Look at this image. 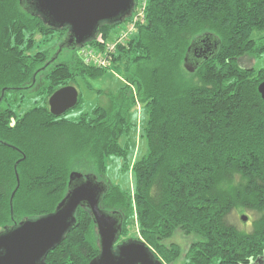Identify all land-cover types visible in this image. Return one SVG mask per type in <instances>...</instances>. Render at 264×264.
<instances>
[{"label":"trees","instance_id":"1","mask_svg":"<svg viewBox=\"0 0 264 264\" xmlns=\"http://www.w3.org/2000/svg\"><path fill=\"white\" fill-rule=\"evenodd\" d=\"M31 2L0 0V234L54 213L78 172L104 185L100 208L123 218L122 236L136 215L141 240L164 264H264V68L251 64L264 56V0H147L137 32L112 57L124 82L106 93L114 107L77 118L53 115L49 98L106 73L79 48L103 51L123 22L65 44L74 51L61 60L69 28L49 25ZM139 103L148 152L133 160ZM111 157L132 172L133 189L107 181ZM75 219L46 264L99 256L90 209L79 206ZM176 233L192 238L184 255L169 242Z\"/></svg>","mask_w":264,"mask_h":264},{"label":"water","instance_id":"2","mask_svg":"<svg viewBox=\"0 0 264 264\" xmlns=\"http://www.w3.org/2000/svg\"><path fill=\"white\" fill-rule=\"evenodd\" d=\"M134 0H32L31 8L54 28H69L67 46L76 48L95 37L103 22H123L131 13ZM61 50V48H60ZM264 100V82L258 87ZM73 85L60 88L49 98L50 111L62 116L79 102ZM77 180V181H76ZM70 189L56 211L36 220H26L0 234V264H46L48 253L60 245L74 226L79 206H87L94 218L100 254L89 264H164L156 259L143 241L125 242L115 250L122 234V222L116 212L101 210L105 192L102 183L78 172L70 175ZM246 222L247 217L242 216Z\"/></svg>","mask_w":264,"mask_h":264},{"label":"rangeland","instance_id":"3","mask_svg":"<svg viewBox=\"0 0 264 264\" xmlns=\"http://www.w3.org/2000/svg\"><path fill=\"white\" fill-rule=\"evenodd\" d=\"M129 22H123L120 25H117L113 27L111 35L114 36L116 33L122 31L128 26ZM68 39V37H67ZM66 39V40H67ZM65 40V41H66ZM56 48V46H55ZM61 52L63 50V56L61 57V60L69 56L74 50L67 51L64 50L65 43H61L60 46ZM251 64L256 69L264 68V56L260 59H257L255 61H251ZM113 63H111L110 68L106 69V73L99 79H81L78 78L77 80V90L81 93L82 96V104L77 109H72L67 113L68 117L77 118L84 112H90L92 111L96 106H102L108 110H112L114 107V103L111 100L109 96L106 95V93H112L116 94L121 87L124 86L123 79L116 67H113ZM103 91V92H102ZM28 107V102H26V105H23V109H26ZM133 120L136 122V132L134 134L136 135V145H134V155L133 160L141 158L143 155H145L148 152V144L145 138H141L140 134H142V127L146 122L147 116L144 112L142 104H136L133 108ZM122 167V160L118 157H111L108 160V170L105 174V177L107 181L111 184H118L126 188L133 189V174L130 173H124L121 171ZM247 214V213H245ZM248 215V214H247ZM231 221L235 223L240 228H250V222L249 219H247L246 222H242L240 220V214L234 213L231 217ZM243 230V229H242ZM120 241L124 242H130V241H142L139 234V228L138 223L136 220V215L134 214L133 217V223L130 225V231L127 235H123L120 238ZM192 241V238L183 236L180 233H176L175 237L171 239L169 242H175L181 246L183 255L186 253V251L189 248V245Z\"/></svg>","mask_w":264,"mask_h":264},{"label":"built area","instance_id":"4","mask_svg":"<svg viewBox=\"0 0 264 264\" xmlns=\"http://www.w3.org/2000/svg\"><path fill=\"white\" fill-rule=\"evenodd\" d=\"M146 6L147 0L137 1L136 9L133 13L131 21L128 23V26L120 31L118 35L110 39L103 51L86 45L80 47L78 53L84 63L101 69H109L112 63V57L117 52L119 45L127 43L137 32L138 23L144 20L147 8Z\"/></svg>","mask_w":264,"mask_h":264},{"label":"flooded vegetation","instance_id":"5","mask_svg":"<svg viewBox=\"0 0 264 264\" xmlns=\"http://www.w3.org/2000/svg\"><path fill=\"white\" fill-rule=\"evenodd\" d=\"M119 219H120V217H119ZM121 220V222H122V226H123V218L122 219H120ZM122 232H123V230H122ZM122 237V234L120 235V237L117 239V241L115 242V250H117V247L119 246V245H121V244H123V243H125L124 241H120V238Z\"/></svg>","mask_w":264,"mask_h":264}]
</instances>
